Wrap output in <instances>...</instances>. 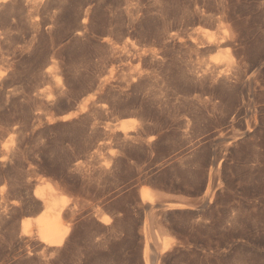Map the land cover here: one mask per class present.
<instances>
[{"label": "rangeland", "instance_id": "obj_1", "mask_svg": "<svg viewBox=\"0 0 264 264\" xmlns=\"http://www.w3.org/2000/svg\"><path fill=\"white\" fill-rule=\"evenodd\" d=\"M263 198L264 0L0 1V264H264Z\"/></svg>", "mask_w": 264, "mask_h": 264}, {"label": "bare ground", "instance_id": "obj_2", "mask_svg": "<svg viewBox=\"0 0 264 264\" xmlns=\"http://www.w3.org/2000/svg\"><path fill=\"white\" fill-rule=\"evenodd\" d=\"M3 1V0H0ZM215 64V63H214ZM244 65V64H243ZM219 66V65H217ZM245 66V65H244ZM243 67V66H242ZM224 68V67H223ZM219 70V69H218ZM222 70V68H221ZM220 71V70H219ZM224 71V70H222ZM236 73V72H235ZM211 74V73H210ZM223 74V73H222ZM229 75V74H228ZM220 76V75H219ZM233 83V81H232ZM231 83V84H232ZM239 87V86H238ZM217 93V92H216ZM229 98V97H228ZM212 102V101H211ZM227 102V101H226ZM215 104V103H214ZM233 107V105H232ZM223 108V107H222ZM231 109V108H230ZM232 110V109H231ZM122 128L124 131H127L128 126L123 124ZM235 133V132H234ZM236 135V134H233ZM227 136V135H226ZM224 138V137H223ZM262 198V197H261ZM264 199V198H263ZM259 203V202H258ZM63 227H62V212L59 211L57 219H51L45 222L43 227L39 230V235L41 240L49 245V246H56L61 245L64 239L65 233L68 232L66 229L64 234H62Z\"/></svg>", "mask_w": 264, "mask_h": 264}]
</instances>
